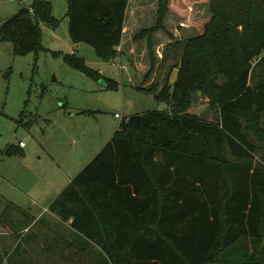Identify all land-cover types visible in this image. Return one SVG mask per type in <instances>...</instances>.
Wrapping results in <instances>:
<instances>
[{
	"label": "trees",
	"instance_id": "obj_1",
	"mask_svg": "<svg viewBox=\"0 0 264 264\" xmlns=\"http://www.w3.org/2000/svg\"><path fill=\"white\" fill-rule=\"evenodd\" d=\"M128 2L66 0L74 48L83 43L101 60L114 61L127 32ZM193 2L207 3L210 19L182 44L172 86L144 91L166 109L121 121L48 208L70 221L74 242L95 247L106 264H216L240 238H248L254 252L246 264H264V168L254 164L264 144V75L254 71L264 63V0H159L154 27L134 39L146 38L150 51L166 13ZM40 24L57 25L50 4L33 0L0 24V42L10 43L17 57L36 52ZM63 62L102 79L73 54ZM196 93L210 100L216 123L188 114ZM14 151L9 146L3 154Z\"/></svg>",
	"mask_w": 264,
	"mask_h": 264
},
{
	"label": "rangeland",
	"instance_id": "obj_2",
	"mask_svg": "<svg viewBox=\"0 0 264 264\" xmlns=\"http://www.w3.org/2000/svg\"><path fill=\"white\" fill-rule=\"evenodd\" d=\"M43 1L50 4L57 25L54 30L39 25V50L17 57L10 43L0 42V216L3 214L0 239L10 240L0 251L4 264H106L95 247L80 238L74 242L75 234L69 226H57L49 214L27 227L30 221L23 226L24 231L16 233L17 226L7 222L14 211L11 204L37 211L38 206L32 203L38 204L46 200L48 193L52 195L55 189L68 186L110 141L121 121L136 114L164 111V103L144 91L172 86L182 44L200 35L211 13L205 2H193L187 8L182 6L180 11L175 4L174 11L165 15L163 29L151 35L149 51L146 38H134L154 27L159 0H129L122 57L103 61L87 45L81 43L76 48L72 45L66 0ZM32 2L0 0V24L21 9H28ZM70 52L102 79L93 80L67 66L63 56ZM254 71L264 75V63ZM103 80L115 83L116 89L106 88ZM209 103L207 97L194 94L188 114L216 123V111ZM260 128L264 130V116L260 118ZM18 143L24 144L23 151ZM9 146L15 151L4 155ZM258 147L254 164L264 168V144ZM56 236L67 239L65 244L72 243V247L84 245L88 253L56 250ZM28 237L33 241L30 244ZM26 242L31 251L22 250ZM251 245L248 238H240L216 264L249 263ZM37 247L43 249L37 251Z\"/></svg>",
	"mask_w": 264,
	"mask_h": 264
},
{
	"label": "crops",
	"instance_id": "obj_3",
	"mask_svg": "<svg viewBox=\"0 0 264 264\" xmlns=\"http://www.w3.org/2000/svg\"><path fill=\"white\" fill-rule=\"evenodd\" d=\"M123 35H122V39H121L120 46L117 49V51L119 52L118 58L122 57L120 55V52H121V46L124 43L123 42ZM19 149L23 151L25 149V147L19 148ZM66 187L67 186H65V188ZM64 189H62V190L55 189L54 191H56V192L53 193L52 195L50 193H48L49 195L47 194L46 200H43V201L41 200V201H39L38 204L32 203L33 204L32 206H34V205L35 206H38V208L36 209L37 211H34V212H33L32 209L30 210L28 208H22L20 206L11 204V208H12V210L14 209V211H13V213H11L9 215V219L10 220L7 221V222L9 223V225H14L15 224V226H17L18 229L15 230V231H17L16 233H18V234H20L22 232V230L24 231L26 229V228H23L22 230H20L24 225H27V223H29L31 221L30 224H28V226H27V227H31L32 225L36 224L37 221H39L45 214H47V215L49 214L50 218H52V220H54L52 222L53 223H57V226L58 225H65V226L68 225L69 226L70 221H68L67 223H63L62 221H60V219L58 218V216L55 213H52V212H50L48 210V208L51 205V203L60 195V193ZM42 203H44V204H42ZM0 218H1L0 220L3 219V214L0 216ZM61 239H62V237L59 238V236L58 237L56 236V239H55L56 245H55V247L53 246L56 250H58V251H61V250H63V251L70 250V252H74V253H77L78 252L80 255L82 254L81 248H78L77 247L78 248L77 249L76 247H72L71 246L72 243L65 244V242H66L67 239H64V240H61ZM27 240H31V237H28ZM9 241L10 240L1 238L0 239V248L1 249H3L4 247L6 248V242H9ZM27 242H29V244H30L33 241L31 240V241H27ZM27 242L25 244L26 247L23 246L22 250L28 251L30 249V248L28 249ZM61 242H63V243H61ZM14 246L16 247L17 245L15 244ZM37 248L39 249L37 251H40V250L43 249V247L42 248L37 247ZM54 248H52V249H54ZM30 251H31V249H30Z\"/></svg>",
	"mask_w": 264,
	"mask_h": 264
},
{
	"label": "built area",
	"instance_id": "obj_4",
	"mask_svg": "<svg viewBox=\"0 0 264 264\" xmlns=\"http://www.w3.org/2000/svg\"><path fill=\"white\" fill-rule=\"evenodd\" d=\"M20 3H21V1H20ZM28 11L31 12V10H28ZM70 54H72V52H70ZM260 57H264V52L262 53V55ZM18 147L19 148H23L24 147V144L23 143H18Z\"/></svg>",
	"mask_w": 264,
	"mask_h": 264
},
{
	"label": "water",
	"instance_id": "obj_5",
	"mask_svg": "<svg viewBox=\"0 0 264 264\" xmlns=\"http://www.w3.org/2000/svg\"><path fill=\"white\" fill-rule=\"evenodd\" d=\"M105 85V84H104Z\"/></svg>",
	"mask_w": 264,
	"mask_h": 264
}]
</instances>
